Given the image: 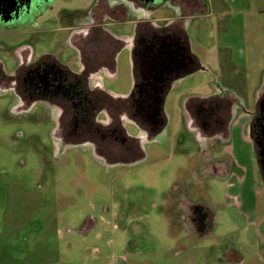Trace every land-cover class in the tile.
I'll return each mask as SVG.
<instances>
[{"label": "rangeland", "instance_id": "obj_1", "mask_svg": "<svg viewBox=\"0 0 264 264\" xmlns=\"http://www.w3.org/2000/svg\"><path fill=\"white\" fill-rule=\"evenodd\" d=\"M96 1L42 0L23 23L0 25L5 75L16 70L22 47L32 60L52 57L76 72L70 37L75 26L90 21ZM202 1L207 13L190 20L187 33L189 50L205 71L170 84L160 133L147 140L129 116L116 113L126 137L139 140L140 161L125 163L136 155L119 144L97 149L120 162L114 165L87 143L63 144L52 107L36 103L16 113V98L0 89V264H123L122 257L125 264H264V183L254 144L240 136L264 80V0ZM152 12L173 14L165 5ZM107 29L125 40L135 31L129 23L109 22ZM99 74L105 92L128 97L130 46L116 54L113 74ZM220 92L242 103L230 115L223 112L229 142L208 133L205 138L186 115L190 98ZM233 149L247 173L232 172L245 182L209 171L214 161L228 168ZM188 202L201 205L210 219L203 236L170 228L171 221L189 225ZM98 234L101 240L94 239Z\"/></svg>", "mask_w": 264, "mask_h": 264}, {"label": "flooded vegetation", "instance_id": "obj_2", "mask_svg": "<svg viewBox=\"0 0 264 264\" xmlns=\"http://www.w3.org/2000/svg\"><path fill=\"white\" fill-rule=\"evenodd\" d=\"M41 1L12 0L1 13L11 12L12 18H15L14 22L0 25L7 28L23 23ZM151 1L153 0H97L94 15L92 9L88 13L91 25L84 23L75 26L70 37V44L78 57L76 72L52 57L32 60L31 51L25 47L19 49V63L11 76L5 75L0 63V89L5 93L11 92L16 98L14 112H27L34 108L36 103L48 105L57 115V132H61L59 138L63 144L65 141H71L72 145L87 143L93 147L95 153L98 145L109 147L119 144L123 152L128 154L129 140L121 128L123 124L120 125L116 119L118 111H121L120 115H126V111L122 112L118 105L110 100L107 92L100 88L96 77L99 67L105 63L104 48L111 47L109 42L112 38L107 28L99 27V22L105 20L106 23H115L118 18L124 22V19L133 16L132 14H135L136 18H142L141 23L135 26L133 36L121 41L124 47L130 46L131 56L134 55L137 59L140 83L150 77L149 70L145 71V68L149 67V61L157 54L159 46L162 43L168 44L175 50L173 45L179 43V47H183L185 52H179L175 69L163 75L165 85L169 80H179L193 73L191 70L195 60L189 54L187 26L190 20L200 18L206 10V4L202 0H163L158 5L152 4ZM160 5H165L171 10L177 9V16L158 26L151 21V15ZM101 37H104V40ZM235 98L237 99L236 96ZM240 106L241 102L231 103V100L225 97L197 106L187 104L186 115L191 125L200 129L203 136L208 133L211 135L209 137H217L221 135L220 130L227 118V114L223 112L227 110L229 114L233 108ZM129 110L133 112L130 103ZM247 114L251 117L248 136L254 144L257 163L261 161L264 164V156L262 157L257 149L259 145L264 146V80L256 94L254 111ZM99 116L105 117L109 122L98 120ZM258 167L261 181L264 183L259 164ZM212 170H215L217 175L223 172L221 163L214 161L210 173ZM186 208L190 213L188 224L195 233L196 227H201V222H206L205 226L210 227V219L201 205L188 202Z\"/></svg>", "mask_w": 264, "mask_h": 264}, {"label": "trees", "instance_id": "obj_3", "mask_svg": "<svg viewBox=\"0 0 264 264\" xmlns=\"http://www.w3.org/2000/svg\"><path fill=\"white\" fill-rule=\"evenodd\" d=\"M101 38L104 40V37H101ZM110 41H112V43L114 44L113 47L115 48L114 49L115 51H114V53L112 54L111 57L107 55V57H106V61H107L106 62V67L108 68L110 74H113L114 71H115V56L119 52V50H121L123 45L118 40H115L114 37H112ZM194 60H195V65L192 68L191 72H195L198 69H200V65H199L198 61L195 58H194ZM131 62H132V90H131L130 95L137 96V91H138V86H139L140 81H141V76H140V73H139V64H138L137 59H136V57L134 55L131 56ZM169 89H170V84H165L163 86V88L158 91L159 92V99L164 100V97L166 96V94L169 91ZM108 96H109V98H110V100L112 102H114L115 104H117L119 106V108H121V109L126 111V115L129 116V119L132 122H134V124H136L140 128V130L142 132L145 133L147 140H153L155 138V136L158 133H160L162 128L165 126L166 118H165V115L163 113L164 101L161 102L160 104H157L156 102H154V98L147 99L144 95L141 97V100L144 101L143 110L146 111L149 115H153L154 113H155V115H157L156 120L158 122V125L155 128H152V126H149L148 123L143 122V121L138 120V119L135 120V119H133L131 117L133 112L131 110H129V103H130L129 96L126 97V98L114 97V96H112L110 94H108ZM225 97L230 99L231 103H236L238 101L233 94H231V93L228 94L227 93L225 95L223 92H220L219 95L218 94L217 95H213V96H211L209 98H205V99L190 98L185 103V108H186L187 104L197 106V105H201V104H204V103L213 102V101H216V100L219 101L220 99L225 98ZM121 128H122L123 132H125L122 125H121ZM151 129H153V130L151 131ZM220 134H221L220 136L222 137V139L224 141L228 140L229 133H228L227 125L220 130ZM127 139L129 140V145H130L129 146V154L130 153L135 154L136 157L135 158L133 157V159L131 158L130 161L125 162V163L129 164V163H134V162L142 160L144 158V152L142 150V147H141V144H140L139 140L135 139V138H129V137H127ZM103 153L96 149V154L98 156H105L106 157V155L103 154ZM106 158L109 161V163H111L112 165L120 163V162H112L111 160L108 159V157H106ZM127 158H128V156H125V159H127Z\"/></svg>", "mask_w": 264, "mask_h": 264}, {"label": "water", "instance_id": "obj_4", "mask_svg": "<svg viewBox=\"0 0 264 264\" xmlns=\"http://www.w3.org/2000/svg\"><path fill=\"white\" fill-rule=\"evenodd\" d=\"M12 0H0V23L8 25L14 22L15 18H12L11 12L1 13L5 10L8 3ZM15 1V0H14ZM163 0H153L152 4L158 5L161 4ZM179 43H175L172 50L171 46L168 44H161L159 46L157 54L153 55L149 61V67L145 68L149 70L150 77H146L138 86L137 96L129 95L130 98V107L133 110L131 117L133 119H138L155 128L158 125L156 120L157 115H149L146 111L143 110L144 101L141 100V97L144 95L147 99L154 98V102L160 104L164 100L159 99V90L164 86L165 80L163 79L164 74H169L175 69V63L179 57V52H185L183 47H179ZM174 80H169L167 84H171ZM149 108V107H148ZM153 129H151L152 131ZM207 129L204 130L206 132ZM259 154L264 156V146L257 147ZM258 164L261 166L263 175H264V164L261 161H258ZM213 175H217L215 170H212ZM206 222H201L199 228L196 227V233L199 236H203L208 229V226H205Z\"/></svg>", "mask_w": 264, "mask_h": 264}, {"label": "crops", "instance_id": "obj_5", "mask_svg": "<svg viewBox=\"0 0 264 264\" xmlns=\"http://www.w3.org/2000/svg\"><path fill=\"white\" fill-rule=\"evenodd\" d=\"M204 2V1H203ZM95 3L93 4V7H92V9H93V11H92V15H94L93 14V12H94V10H95ZM90 11V10H89ZM89 11H88V13H89ZM154 13V12H153ZM152 13V15H151V21L153 22V23H155L156 25H158V26H161L162 24H164L165 22H167L170 18H173V17H176L177 16V9H173V14L171 15V16H167V17H158V16H153L154 14ZM207 12H206V10L203 12V15H205ZM141 16V15H140ZM92 18L94 19L95 18V16H92ZM141 21H142V18H140V17H137V18H133V17H129V18H125L124 19V22H121V19H117L116 21H115V23H129V24H132V25H134V28H135V26L138 24V23H141ZM91 22H89V23H87V26H89V25H91L90 24ZM100 24V26L99 27H101V28H107V23H106V21L105 20H103V21H101V22H99ZM74 30V29H73ZM111 35H112V37H114V39L115 40H118L119 42H121L122 40H124V38H122V37H118V36H116L115 34H113V33H111V32H109ZM188 38H189V35H188ZM71 45V44H70ZM109 45L111 46V47H105L104 48V50L106 51L105 53H104V56H105V63L103 64V66H100L99 67V70L97 71V78H98V80H99V73H101V72H105V73H108V74H110V72H109V70H108V68L106 67V57H107V55L108 56H112V54L114 53V44L112 43V41H110L109 42ZM122 48H124V46L122 47ZM121 48V49H122ZM189 54H191V52H190V50H189ZM192 55V54H191ZM196 60H197V58L194 56V55H192ZM198 61V60H197ZM199 63V62H198ZM199 65H200V69H198L197 71H195V72H198V71H205V68H204V66H202L200 63H199ZM195 72H193V73H195ZM192 73V74H193ZM189 76V75H188ZM183 79V78H182ZM99 84H100V82H99ZM100 88H101V84H100ZM102 89V88H101ZM103 90V89H102ZM104 91V90H103ZM114 97H116V96H114ZM211 97V96H210ZM192 98H200V97H192ZM207 98H209V97H207ZM201 99H205V98H201ZM240 100V99H239ZM248 119V118H247ZM129 122H132L131 120H128ZM132 123H134V122H132ZM248 123L249 122H246V124H245V126H243L242 127V129H241V132H240V136H241V138H242V142L243 141H245V140H247V142H251L250 141V138H249V136H248ZM228 133H229V129H228ZM227 142H229V136H228V140H226ZM231 151V153H232V157H227L228 159H227V162H225L226 164H228V168H224V170H223V172L224 173H226V174H229V176L231 177L230 179L231 180H233V181H235V183H241V182H245V180H246V177H244V179L240 182V180H241V177H236L235 175H234V173L232 172V170L234 169V170H238V171H241V172H244V173H247V169H245L244 168V166L240 163L241 161H240V159H239V157H240V153H238V152H235L234 151V149L233 150H230ZM235 152V153H234ZM226 161V160H225ZM233 168V169H232ZM219 174V173H218ZM216 176V175H215ZM177 183H175L174 184V186H173V189H172V191H171V194L174 192V190L177 188L176 185ZM170 195V194H169ZM169 210H170V207L168 208ZM174 212H172V216H174ZM176 216H179L180 214L179 213H177V214H175ZM174 224V225H173ZM96 225V224H95ZM176 225H178V226H182V227H184V229L186 230V231H188V232H191V230H190V226L188 225H183L181 222H178V221H176V222H174V221H171V224H170V228H171V226L172 227H174V226H176ZM177 226V227H178ZM189 228V229H188ZM89 229H90V227H89ZM87 230V229H86ZM94 239L95 240H101V236L98 234V235H96L95 237H94ZM174 242H178V239H174ZM105 244L107 245V247L109 246V245H112L113 243L111 242V241H106L105 242ZM95 252H100L98 249H97V247L96 248H94L93 249ZM100 258V257H99ZM121 262L123 263V264H125V262H126V259L125 258H123L122 257V259H121Z\"/></svg>", "mask_w": 264, "mask_h": 264}]
</instances>
